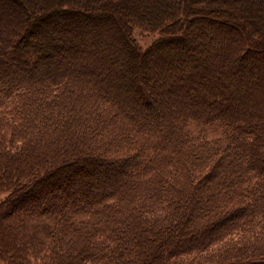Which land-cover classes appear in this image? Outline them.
<instances>
[{
	"label": "trees",
	"instance_id": "16d2710c",
	"mask_svg": "<svg viewBox=\"0 0 264 264\" xmlns=\"http://www.w3.org/2000/svg\"><path fill=\"white\" fill-rule=\"evenodd\" d=\"M220 1L0 0L2 260L264 264L261 3Z\"/></svg>",
	"mask_w": 264,
	"mask_h": 264
},
{
	"label": "rangeland",
	"instance_id": "374dc122",
	"mask_svg": "<svg viewBox=\"0 0 264 264\" xmlns=\"http://www.w3.org/2000/svg\"><path fill=\"white\" fill-rule=\"evenodd\" d=\"M257 1H259L261 3L260 10L258 9V13H256L255 16H250L249 18H246V19L250 20L251 22L258 23L261 26L260 27V32H262V33H260V34L262 35V34H264L263 33L264 32V28H263L264 27V0H257ZM222 2H223V0H221L219 3H222ZM226 17L228 18V21L227 22L229 23V25L230 26L232 25L233 27H235V23L236 22H233V19H231V16L226 15ZM238 19L240 21H242L241 30L244 33L246 31H249V29L251 31V27H250V25H248L249 24L248 22L245 23V21L242 18H238ZM201 25H206L205 24V19L201 20ZM205 29L206 28H204V32H205ZM211 34H213V36L216 39H219L220 38V35L219 34L218 35L217 34H214V32H212V31H211ZM133 37H134V39H135V41H136V43L138 45H140L141 47H146L147 45H149L157 37V34L154 33V32H148V31L142 30L140 28H135L134 29V32H133ZM176 43H178V42H174V40H172L170 42V44H172V47L171 48H173L172 49L173 50V53L172 54L175 55V56L177 54V56H178L181 53H180V48L179 47H176V45H175ZM263 48H264V46L263 47L261 46L258 49H253V50L249 51L247 53L248 54V58H246V60H248L249 58L251 59V58H253L255 56V54H258L260 52L258 50L264 51ZM196 52H198V51H196ZM154 58L155 57L152 56V59H154ZM190 59H191V57L188 58L187 60H190ZM192 63H193L194 66H196L198 64L197 63V60H193ZM150 65H153L154 66V65H156V63H151ZM150 65H148V68H151ZM260 65H261L260 68L264 69V63L261 62ZM148 70H151V69H148ZM154 77H155V75L153 76V78ZM142 78L143 77L141 76L140 80ZM210 133L217 134L218 131H211ZM84 169L85 168H81L79 171H77L75 173V179L72 181V184L74 185V187L78 186L80 184V182H82L84 179L88 178L89 175H87V174L84 173ZM101 170H103V169H101ZM106 174H107V171H100V173H94V175H92L91 179L90 178H88V179L90 180L91 185H95V183L98 180L100 181L103 178V176L106 175ZM69 184H71V183H70V181H68V179L67 180H63L62 179V184L60 186V189L58 190V192H60V194L62 196L63 195L66 196V193L63 192V191H61V190L62 189H65L66 187H68ZM46 186H47V184L45 186H43V188H46ZM50 192H52V191L50 190ZM46 194L47 193L41 194L40 195V198L42 196H45ZM5 196H6V192H0V200L3 199ZM34 200H32V198L31 199H25L24 201H21L22 203H20L19 206L26 205L27 202L34 201ZM18 209H19V207H18ZM3 221H4V219H3ZM2 227H4V229L6 228L5 226H3V224L2 225L0 224V233H3V230L4 229ZM0 264H7V263L0 258Z\"/></svg>",
	"mask_w": 264,
	"mask_h": 264
}]
</instances>
